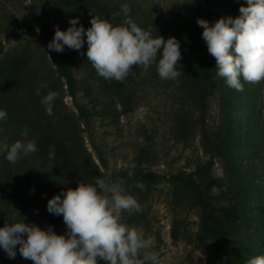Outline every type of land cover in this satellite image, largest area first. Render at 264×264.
<instances>
[{"label": "rangeland", "instance_id": "obj_1", "mask_svg": "<svg viewBox=\"0 0 264 264\" xmlns=\"http://www.w3.org/2000/svg\"><path fill=\"white\" fill-rule=\"evenodd\" d=\"M122 4L130 6L133 21L144 30L151 28V34L167 24L185 32L183 42H191L189 49L194 54H209L198 19L212 26L222 18L235 19L223 0H81L79 8H67L58 0H0V110L7 112V120H0V142L5 137L9 145L22 140L25 128L28 141H34L39 132L31 116L34 106L28 88L20 85L15 111L3 103L4 95L14 98L4 73L19 65L23 82L30 81L32 91L48 89L58 93L48 105L41 103L42 98L39 101L54 113L56 130H73L82 158L98 167L99 179L118 184L137 200L140 210L131 215L122 211L121 222L135 227L144 239H152L149 251L157 255L158 264H248L252 258L264 255V221L260 222L264 220V81L248 83L241 77L244 89L237 91L224 78H217L216 88L203 93L192 74L179 65L176 81L162 80L156 63L147 71L134 66L126 78L130 104H124L82 62L84 51L64 53L48 48L57 26L67 31L72 19H78L77 27L83 26L85 31L91 27L94 15L113 26L122 25ZM43 25L48 28L50 42ZM55 58L69 63L79 61L75 95L70 94ZM160 58L157 56V63ZM30 132L34 134L30 136ZM228 135L235 141L233 151L241 175L247 168H253L254 173L249 182L242 180L249 219L238 224L232 248L221 251L202 231V211L192 192L171 177L211 164L209 173L218 181L210 189L213 202L217 206L229 205L235 198L234 184L216 150ZM32 154L27 158L26 176H20L19 181L29 209L28 221L46 230L48 219L56 218L67 230L63 216L49 213L47 204L55 195L66 192L71 182L62 177L55 189L31 184L29 178L38 166L34 161L38 158ZM6 162V153L0 152V166ZM52 166L49 162L48 171ZM44 171L36 173L46 174ZM130 171H153L164 178L151 184L147 193H136L126 179Z\"/></svg>", "mask_w": 264, "mask_h": 264}, {"label": "clouds", "instance_id": "obj_2", "mask_svg": "<svg viewBox=\"0 0 264 264\" xmlns=\"http://www.w3.org/2000/svg\"><path fill=\"white\" fill-rule=\"evenodd\" d=\"M121 11L125 19L118 26L97 15L86 31L83 26L77 27L78 19L70 20L71 27L67 31L57 26L48 48L57 52H63L65 46L80 50L86 35L87 59L104 79L123 82L134 66L147 71L156 63L162 80L176 81L180 76L176 65L181 59L177 40L153 38L151 28L144 30L133 21L128 4H122ZM239 11V17L222 18L214 26L204 19H198L197 23L204 29L202 37L209 54L216 60V77L224 78L229 87L243 91L241 77L248 83L264 81V0H247V6ZM158 53L161 58L157 63ZM36 95H40L39 89ZM57 97V92L50 91L42 97L41 103L48 105ZM0 120H7L5 110H0ZM21 135L27 140V128ZM37 150L35 141L17 140L9 145L5 137L0 142V152L6 153L7 161L12 164L21 154L27 156ZM128 175L132 177L134 173L130 171ZM135 186L144 189L140 182ZM47 210L63 216L67 235H58L51 227L44 230L25 223V218L9 222L0 227V247L9 258H15L19 245L21 256L33 264H98V260L106 264H158L157 255L149 251L152 239H144L135 227L121 222L122 211L131 215L138 212L140 206L118 184L97 179L93 186L80 181L77 188H69L51 198ZM12 220L15 221V217ZM248 264H264V255L252 258Z\"/></svg>", "mask_w": 264, "mask_h": 264}, {"label": "trees", "instance_id": "obj_3", "mask_svg": "<svg viewBox=\"0 0 264 264\" xmlns=\"http://www.w3.org/2000/svg\"><path fill=\"white\" fill-rule=\"evenodd\" d=\"M62 5L67 6V8H79L81 5V0H58ZM232 10L235 18L241 15L240 8L242 6H247V1L241 0L240 4H236L234 0H223ZM49 42L51 40L48 28L42 26ZM153 38L162 36L165 41L169 38H175L180 45L181 59L178 64L185 71H188L194 77L197 83V87L201 92H207L216 88L217 77H216V60L210 54H194L189 49L191 42L188 44L183 42L185 40V32L175 28L170 25H161L159 28L151 34ZM192 37V36H191ZM190 38V37H189ZM188 40V39H187ZM84 44L81 48L85 53V57L82 60L87 67L92 68L97 77L102 81L103 87L106 90L113 92V94L118 95L120 99H123L124 104H130L129 92L126 79L123 82H118L115 80H106L99 76L96 70L93 68L91 63L87 59V38L84 37ZM74 51V49L65 46L64 53H69ZM158 57L161 54L158 53ZM55 62L59 69L62 71L63 76L66 80V85L70 91L71 95H75L76 90V72L75 69H79V61H74V63H69L63 60H58L55 58ZM27 65V64H25ZM16 66V67H15ZM10 67L6 73H4L6 80L8 79L11 83L12 93L14 98H9V95H4L5 107L12 108L17 105V92L18 89L28 88L31 93V101L34 106L31 116L37 121V128L39 132L36 135L35 143L37 146V151L32 154L38 166L34 171V175L29 178L31 184L36 186H41V188H56L61 182L62 177L67 178L71 182L70 188H77L79 182L85 184H92L95 186V181L99 179V169L93 164L86 162L77 148V144L74 138V132L70 128H65L63 132H59L54 127V113H49L45 108L42 107L40 98L46 96L49 91L48 89L40 90V95H36L37 90H33L30 87V81L23 82V76L20 74L19 65ZM27 70L28 65L26 66ZM1 76V74H0ZM128 78V77H127ZM1 97V95H0ZM9 99V100H8ZM128 108H131L130 106ZM15 111V109L13 110ZM19 118V116L17 117ZM234 122V121H233ZM230 120V124H233ZM182 122L180 125L182 126ZM228 125V123H226ZM69 126V125H67ZM186 129V127H185ZM30 132V136H32ZM231 136V135H230ZM229 135L226 139H222L221 145L217 147L218 154L221 156L225 171L231 175V181L234 185V197L233 201L229 205L217 206L214 204L212 196L210 195V189L218 184V181L210 175L211 164L208 165H198L196 170L189 174H177L173 175L171 178L175 183H179L186 190L192 192L195 198V204L201 209L203 217L202 231L205 235H208L214 242V245L218 250L229 251L232 248V239L235 231L237 230L238 224L240 222L245 223L249 218L246 210L245 204V193L244 182H249L251 175L254 173L253 168H247L244 176L241 175L239 162L234 153L235 141L230 139ZM22 141L27 142L24 138ZM32 141V140H31ZM53 154V157H51ZM28 155L24 156L21 154V158L15 163L6 162V164L0 166V227H4L9 222H20L24 219L25 223H30L28 208L26 205V197L22 193L23 185L19 183L20 176H26L25 172L28 171ZM49 162L52 163V170L48 171ZM41 170H46V174H37L36 172ZM39 172V173H40ZM45 172V171H44ZM134 175L129 177L126 174V179L132 188L133 192H148V188L151 184L158 183L164 178V175L153 171H136L133 172ZM50 174V175H49ZM244 178V179H243ZM140 182L144 185V189L136 187V183ZM69 189V188H68ZM67 189V190H68ZM98 191H101L99 188ZM15 217V221L12 218ZM49 223L47 229L50 227L58 235H65V227L61 221L56 218L48 219ZM43 221V220H42ZM264 220L260 221L261 223ZM42 224V222L40 223ZM46 229V230H47ZM0 264H33L30 259H24L19 253V245L16 247L15 258H9L5 250L0 247ZM98 264H106L103 260H98Z\"/></svg>", "mask_w": 264, "mask_h": 264}]
</instances>
